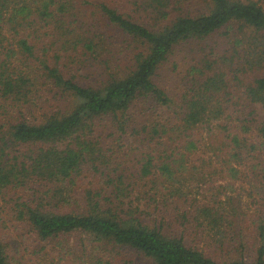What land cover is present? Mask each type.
Listing matches in <instances>:
<instances>
[{
	"label": "trees",
	"instance_id": "16d2710c",
	"mask_svg": "<svg viewBox=\"0 0 264 264\" xmlns=\"http://www.w3.org/2000/svg\"><path fill=\"white\" fill-rule=\"evenodd\" d=\"M263 207L262 0H0V264H264Z\"/></svg>",
	"mask_w": 264,
	"mask_h": 264
},
{
	"label": "rangeland",
	"instance_id": "374dc122",
	"mask_svg": "<svg viewBox=\"0 0 264 264\" xmlns=\"http://www.w3.org/2000/svg\"><path fill=\"white\" fill-rule=\"evenodd\" d=\"M206 1L207 0H190L191 4L193 6H196L197 8L202 6L203 3L206 2ZM262 2H264V0H262ZM236 26H238V25L235 24V29L236 28L238 29V27H236ZM214 39H219L218 42L221 41L219 35L214 36ZM187 52H189V53L187 54ZM193 53L194 52H191V48H188V46L181 45L180 47H178L176 49V52L174 53V55H172L170 57V59L163 65L162 70H160V74L163 75V76H167V79L164 80L163 76L161 77V79H163L164 81H167L169 78H171L170 80L172 81V79H173V62L176 61L177 64H178V70L182 71L185 68L184 65H183V60H184L183 57L187 56V59H189V56H191ZM249 204H251V209L252 210H256V212H258V210L256 209L258 207V205L254 206V204L252 205V203H250L248 201V205ZM262 213H264V212H262ZM190 239L195 240L193 237H190ZM198 241H199V244H200V246L202 248L211 249L210 240H206L204 234L199 233L197 235V242Z\"/></svg>",
	"mask_w": 264,
	"mask_h": 264
}]
</instances>
